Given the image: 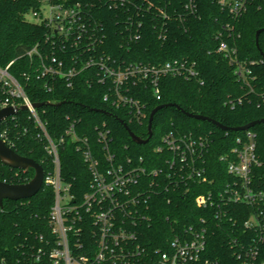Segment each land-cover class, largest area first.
<instances>
[{
	"label": "built area",
	"instance_id": "2783aa9c",
	"mask_svg": "<svg viewBox=\"0 0 264 264\" xmlns=\"http://www.w3.org/2000/svg\"><path fill=\"white\" fill-rule=\"evenodd\" d=\"M256 1L217 0L220 8L235 19L241 18ZM106 3L110 9L128 12L133 9L126 19L118 21V28L123 37L139 40L144 26L141 8L151 10L153 3L148 2L146 6L138 0H106ZM39 4V9L28 15L40 20L35 24L45 26V40L26 52L32 73L22 76L27 82L35 77L48 92L56 91L61 82L73 88L85 77L87 85L98 84L105 88V103L124 110L131 121L142 123L147 118V104L142 100L145 89L152 91L156 101H161L163 78L197 76L194 65L183 60L145 65L127 64L125 60L114 58L105 50V26L81 1L39 0ZM194 6L191 0L186 8L194 10ZM159 13L167 20L166 12L160 10ZM157 33L162 36L163 29ZM219 38V52L234 64L238 78L245 80L250 71L237 58V49L223 41L221 35ZM15 62H10L6 68L0 67V111L7 108L15 111L0 127L9 119L15 120L20 112H27L42 148L53 160L54 171L44 175L43 185L54 190L55 201L50 215L53 239L35 252L23 249L22 257L12 264H224L222 259L209 255L207 218H202L198 227L187 225L167 237L163 241L164 248L150 247L144 235L145 226L151 225L152 197L160 192L174 194L182 187L187 193L191 184L204 186V192L195 199L196 205L213 210V218L220 221L233 220L223 210L225 206L243 205L252 209L244 222V233L231 242V248L235 249L234 262L264 264V175L257 174L262 164L254 132L247 130L243 137L236 139L230 153L220 157L226 178L220 174L211 178L207 157L211 143L208 138L191 132H170L162 137L161 145L155 149L165 155L162 165L149 167L143 157L140 158L143 163H133L131 159L124 163L112 151L113 133L106 122L95 127V147L88 136L78 135L80 120L70 116L66 117L68 126L63 133L52 136L44 109L56 101L37 108L40 103L30 99L27 84L11 72ZM8 126L6 123L2 128L0 138L12 149L14 144ZM67 140L77 151H83L91 174L89 191L80 200L73 192L72 183L62 176L60 150ZM98 151L103 153L102 159ZM149 178V184L143 185ZM208 184L214 187L205 191ZM250 232L258 233L256 243L248 242ZM0 264L11 263L0 257Z\"/></svg>",
	"mask_w": 264,
	"mask_h": 264
},
{
	"label": "trees",
	"instance_id": "16d2710c",
	"mask_svg": "<svg viewBox=\"0 0 264 264\" xmlns=\"http://www.w3.org/2000/svg\"><path fill=\"white\" fill-rule=\"evenodd\" d=\"M96 15L107 32L106 52L127 64L160 65L173 60H183L194 65L197 76L166 77L160 82L162 100L156 101L152 91L145 89L142 100L147 104V118L142 122L131 121L126 112L104 102L105 88L95 84L87 85L81 77L73 88L61 82L56 91L48 92L43 82L35 77L29 82L23 73H32L26 52L45 40L44 25L29 22L26 15L39 9V0H0V67L16 60L11 72L22 83L27 84V94L34 103L54 102L45 107L44 117L52 136L63 133L68 126L67 116L80 120L78 135L88 136L93 147L96 145L95 127L106 122L113 133V148L120 161L144 163L149 167L165 163V155L156 152L161 139L167 133H193L208 138L211 147L208 154L211 178H226L220 157L230 153L236 139L247 132H225L212 123L192 119L182 111L210 118L220 124L238 128L264 119V59L257 48L256 33L264 29V0H257L239 19L230 16L218 5L217 0H192L194 10L187 9L191 0H138L142 6L153 3L151 10L141 8L144 19L142 37L139 40L120 34L119 20L133 13L121 9H110L106 0H75ZM139 7V5H138ZM160 10L168 18L163 19ZM163 29L162 36L157 31ZM237 49V58L246 65L250 74L245 80L236 75L235 66L219 52L220 38ZM260 49L264 53V33L259 37ZM175 104L176 108H164L154 117L153 135L147 144L135 143L123 123L136 136L148 139V125L151 112L161 105ZM103 110L108 114L93 110ZM12 149L22 157L35 160L44 170L45 176L54 171L51 156L42 148L34 126L27 118V112H20L15 120L9 119ZM6 123L0 127V131ZM28 129V132L25 130ZM255 133L257 155L262 167L257 174L264 175V124L249 129ZM103 158L101 151L97 152ZM62 176L72 183L73 192L82 199L89 191L91 174L83 151H77L67 140L60 150ZM35 175L33 169L17 170L0 161V182L25 184ZM149 180L143 185L149 184ZM214 186H205V191ZM190 191L178 188L174 194L160 192L151 199V225L145 226L144 235L150 247L164 248L163 241L187 225H196L202 218L208 219V252L224 264H236L235 249L231 242L244 232V222L252 209L243 205L223 206L230 219L213 218L214 211L201 209L195 199L204 186L191 184ZM162 189H160L161 191ZM204 192V191H203ZM171 199L169 203L168 200ZM55 201V192L45 184L39 193L25 202L6 200L0 206V257L11 264L22 257L23 249L35 252L51 241L50 215ZM249 243L257 242L258 233L247 234ZM264 246V245H263ZM30 256V255H29ZM48 259V258H47Z\"/></svg>",
	"mask_w": 264,
	"mask_h": 264
},
{
	"label": "water",
	"instance_id": "95a60500",
	"mask_svg": "<svg viewBox=\"0 0 264 264\" xmlns=\"http://www.w3.org/2000/svg\"><path fill=\"white\" fill-rule=\"evenodd\" d=\"M262 33H264V29H261L256 33V44H257V48L259 49V51H260V53L264 59V53L260 49V45H259V37ZM46 104L47 103H40V104H37L36 107L40 108ZM164 108H176V109L182 111L175 104L161 105V106L157 107L156 109H154L151 112L150 117H149V125H148L149 137H148V139L144 140V139L136 136L135 134H133L129 130L128 126L125 123H123L124 127L126 128V130L129 133L131 139L135 143H137L139 145H143V144H147L149 142V140L151 139V137L153 135L152 127H153L154 117L160 110H162ZM24 109H25V107L22 108V110H24ZM93 111L98 112V113L108 114L107 112H105L103 110H95L94 109ZM182 112L192 119H196V120H200V121H207L209 123H212L213 125H215L216 127H218L219 129H221L225 132L237 133V132H241V131H247L249 129L254 128L257 125L264 124V119H262V120L250 123V124L243 126V127L230 128V127H226V126L220 124L219 122L212 120L210 118L189 114V113H186L184 111H182ZM14 114H15V111L11 108L1 110L0 111V124L2 123V121L4 119H6V118H8ZM0 161L5 166L12 168V169H17V170L33 169L35 171L34 178L30 182L25 183V184H9L6 182H0V206L1 207L3 206L4 201H6V200L14 201V202H25V201L32 199L34 196H36L39 193V191L43 187V181H44V175H45L43 167L39 163H37L33 159H29V158L20 156L14 150L9 148L1 138H0Z\"/></svg>",
	"mask_w": 264,
	"mask_h": 264
},
{
	"label": "rangeland",
	"instance_id": "374dc122",
	"mask_svg": "<svg viewBox=\"0 0 264 264\" xmlns=\"http://www.w3.org/2000/svg\"><path fill=\"white\" fill-rule=\"evenodd\" d=\"M43 14H44L45 16L48 14V11H47L46 8L43 9ZM26 19H27L29 22H32V23H38V22H40V20H39L38 18L34 17L33 15H28V16L26 17Z\"/></svg>",
	"mask_w": 264,
	"mask_h": 264
}]
</instances>
